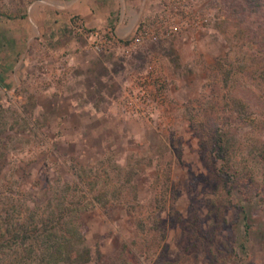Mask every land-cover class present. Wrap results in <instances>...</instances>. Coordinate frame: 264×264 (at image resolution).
<instances>
[{
  "label": "rangeland",
  "instance_id": "rangeland-1",
  "mask_svg": "<svg viewBox=\"0 0 264 264\" xmlns=\"http://www.w3.org/2000/svg\"><path fill=\"white\" fill-rule=\"evenodd\" d=\"M82 1L0 0V207L96 171L87 264L124 242L127 264H264V0ZM73 39L120 49L122 91L64 60Z\"/></svg>",
  "mask_w": 264,
  "mask_h": 264
},
{
  "label": "trees",
  "instance_id": "trees-1",
  "mask_svg": "<svg viewBox=\"0 0 264 264\" xmlns=\"http://www.w3.org/2000/svg\"><path fill=\"white\" fill-rule=\"evenodd\" d=\"M234 102L239 109L244 107L239 113L243 112V119L248 120L244 112L247 104L239 98ZM213 142L218 158L228 162L226 152L232 142L227 129L217 128ZM96 173L89 178L84 169L80 173L74 171L71 182L63 181L57 188L40 195L5 189L6 199L0 207V264L91 262L93 253L85 242L84 214L96 205H106L103 196L95 190ZM37 198L41 200L37 202ZM121 252L114 264H127V255L131 252L127 242L122 244ZM96 254V262H100L98 249Z\"/></svg>",
  "mask_w": 264,
  "mask_h": 264
},
{
  "label": "crops",
  "instance_id": "crops-1",
  "mask_svg": "<svg viewBox=\"0 0 264 264\" xmlns=\"http://www.w3.org/2000/svg\"><path fill=\"white\" fill-rule=\"evenodd\" d=\"M84 1L85 0L82 1V4L85 3ZM73 12L78 15L76 17L80 18V3L76 5V8L73 10ZM131 29V25L123 24L122 26L115 28V32L119 37V35L121 36L123 33L128 32ZM73 40L74 41L72 42L65 41V43H62V45H58L61 54H63L62 57H64V60H66L68 63H75L77 69L84 73L89 72V75L92 74L99 80L105 79L106 76L107 79L111 78L115 83L117 81L116 88L122 91L124 84H122L120 80L125 79L128 75L126 71L128 64L126 65V58L123 59L119 53L120 49L115 47V53L102 52L101 54H96L93 52L90 53L91 50H89L87 46L84 45L83 49L85 48L88 50L85 51L87 53L85 54L81 53L83 50L80 48V42H77L75 39ZM84 75L85 74L80 76V78L84 79L87 76Z\"/></svg>",
  "mask_w": 264,
  "mask_h": 264
},
{
  "label": "built area",
  "instance_id": "built-area-1",
  "mask_svg": "<svg viewBox=\"0 0 264 264\" xmlns=\"http://www.w3.org/2000/svg\"><path fill=\"white\" fill-rule=\"evenodd\" d=\"M105 40L106 39L101 38V40H99V41H93V48L95 50H102L103 48H105L107 46V42ZM135 44H136V41L133 40V42H130L128 45L124 46L125 51L128 52L129 49H131Z\"/></svg>",
  "mask_w": 264,
  "mask_h": 264
}]
</instances>
